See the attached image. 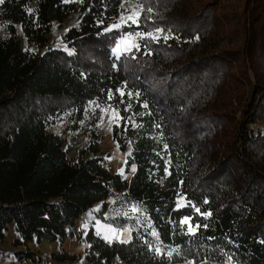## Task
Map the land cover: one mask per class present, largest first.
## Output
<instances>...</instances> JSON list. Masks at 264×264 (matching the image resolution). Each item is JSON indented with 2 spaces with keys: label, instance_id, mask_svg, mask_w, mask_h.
Here are the masks:
<instances>
[{
  "label": "trees",
  "instance_id": "obj_1",
  "mask_svg": "<svg viewBox=\"0 0 264 264\" xmlns=\"http://www.w3.org/2000/svg\"><path fill=\"white\" fill-rule=\"evenodd\" d=\"M66 1L0 2V23L10 22L0 36V242L14 224L15 246L70 238L90 264H264V0H138V25L110 30L122 0ZM73 12L82 17L67 48L23 49L14 24L43 48ZM134 30L146 35L139 48L117 58ZM159 30L169 37L149 35ZM106 106L120 115L115 140L131 145L128 179L104 166ZM65 117L92 140L77 156L50 131ZM96 203L130 240L76 229ZM17 256L44 262L29 249ZM47 258L79 261L63 250Z\"/></svg>",
  "mask_w": 264,
  "mask_h": 264
},
{
  "label": "rangeland",
  "instance_id": "obj_2",
  "mask_svg": "<svg viewBox=\"0 0 264 264\" xmlns=\"http://www.w3.org/2000/svg\"><path fill=\"white\" fill-rule=\"evenodd\" d=\"M2 1L3 0H0V2ZM66 2L69 4L75 3L79 5L82 3V0H67ZM120 10L121 11L119 13V17L114 23L110 24V26L108 27L109 30L124 28L125 26L132 27L134 25H138L141 13L143 11L138 0H122L120 4ZM81 17L82 14L80 12H73L72 15H70L59 25H53L51 33L49 34V43L43 48L36 46L31 42H27L20 25H14L17 28L18 36L20 38V42L22 43L23 49L26 51H31L34 54H43L49 48V46L54 48H67V44L64 41L65 34L68 29L74 27V25L80 20ZM8 24H10V22H7L5 24L0 23L1 37H7L10 35V29L7 28ZM149 35L156 39L169 37L167 32L161 30L153 32ZM145 36L146 35L140 30H134L132 33H125L119 39V44L114 49L113 54L117 58H120L122 54L138 49L142 38ZM252 80L254 81L253 78ZM91 108H93V106H91ZM100 116L101 119L98 122V129L103 132V137L98 142V146L102 151L104 166L105 168L109 169L112 174L121 175L123 180L126 178L128 179L132 176L131 174L136 170V167L134 165L130 166L127 164V158L131 153V145L127 144L126 148L122 150L121 146L114 138L113 127L120 124V115H118V112L111 106H106L104 108H101ZM255 130L256 132L259 130L264 132V124L255 126ZM50 131L55 132L61 137L65 138L67 146L74 149L71 153L72 156H77L78 149H86L88 145L92 143L90 137L82 134L79 131L73 132L70 129L68 117L62 119V121H60L57 125L50 127ZM112 201L113 197H110L107 200V204L109 205ZM102 205V203H96L91 210L81 215L76 224V229L79 231H87L92 228L94 232H96V234H98L108 242L130 240L132 238V229L130 227L119 229L111 223H108L107 221H104L100 218L103 207ZM187 205L188 203H186L185 198L183 196H180L178 198V207L183 208ZM193 229L194 226L189 223L188 231L192 232ZM80 244L83 245V243L69 238L66 240L63 246L59 244L55 248L54 252H59L61 251V249H63L64 252L78 255L80 254L79 251L82 249V246H80ZM27 249L29 248H26L22 251H26ZM20 251L12 252V256H17ZM33 252L36 253L37 251ZM38 256L42 257L40 254H38ZM43 256L44 258H42L44 262L38 264H59L55 263L51 259H48V255L43 254ZM45 257L47 259H45Z\"/></svg>",
  "mask_w": 264,
  "mask_h": 264
},
{
  "label": "crops",
  "instance_id": "obj_3",
  "mask_svg": "<svg viewBox=\"0 0 264 264\" xmlns=\"http://www.w3.org/2000/svg\"><path fill=\"white\" fill-rule=\"evenodd\" d=\"M5 243H0V264H35L31 259H20L18 256H12V252L22 251L26 248H29L31 251H37L38 254H40L43 258V254H46L48 256H51L52 253H55V248L60 244L57 242V245H54L55 241H43L41 243L37 242H29L26 245L20 244L19 246H15L14 244L19 241L21 243L24 242L23 238L15 231V225L11 224L9 226L8 231L5 234ZM81 250L79 251L80 254H69L70 255H76L79 258L78 264H90L86 261V248L87 245L83 243ZM64 248V247H62ZM63 250V249H61ZM47 257V256H46ZM45 257V259H46ZM38 264V263H36Z\"/></svg>",
  "mask_w": 264,
  "mask_h": 264
},
{
  "label": "bare ground",
  "instance_id": "obj_4",
  "mask_svg": "<svg viewBox=\"0 0 264 264\" xmlns=\"http://www.w3.org/2000/svg\"><path fill=\"white\" fill-rule=\"evenodd\" d=\"M57 244H58L57 241H55L54 245H57Z\"/></svg>",
  "mask_w": 264,
  "mask_h": 264
},
{
  "label": "built area",
  "instance_id": "obj_5",
  "mask_svg": "<svg viewBox=\"0 0 264 264\" xmlns=\"http://www.w3.org/2000/svg\"><path fill=\"white\" fill-rule=\"evenodd\" d=\"M1 243V242H0ZM2 244V243H1Z\"/></svg>",
  "mask_w": 264,
  "mask_h": 264
}]
</instances>
